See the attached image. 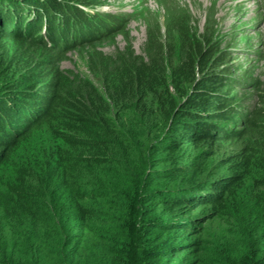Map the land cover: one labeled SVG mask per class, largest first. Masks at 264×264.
<instances>
[{
    "label": "trees",
    "instance_id": "obj_1",
    "mask_svg": "<svg viewBox=\"0 0 264 264\" xmlns=\"http://www.w3.org/2000/svg\"><path fill=\"white\" fill-rule=\"evenodd\" d=\"M106 1L0 0V264H264V83L183 14L104 52Z\"/></svg>",
    "mask_w": 264,
    "mask_h": 264
},
{
    "label": "rangeland",
    "instance_id": "obj_2",
    "mask_svg": "<svg viewBox=\"0 0 264 264\" xmlns=\"http://www.w3.org/2000/svg\"><path fill=\"white\" fill-rule=\"evenodd\" d=\"M98 7L103 13L128 19L124 33L101 47L108 54H113L118 47L124 48L127 38L135 51L142 54L148 27L154 28L158 23L164 31L169 16L183 14L198 35L212 34L213 43L220 50L218 56H226L223 66L228 75L240 78L246 73L250 86L228 89V95L246 92L253 95L250 104L258 101L257 87L264 83V0H107ZM85 57L79 51L70 53L62 67L92 79L102 89L89 73Z\"/></svg>",
    "mask_w": 264,
    "mask_h": 264
}]
</instances>
